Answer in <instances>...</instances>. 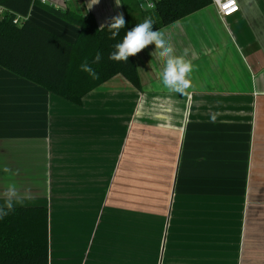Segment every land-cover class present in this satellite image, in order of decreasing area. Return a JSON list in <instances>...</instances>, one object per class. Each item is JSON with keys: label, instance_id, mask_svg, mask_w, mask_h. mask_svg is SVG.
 Wrapping results in <instances>:
<instances>
[{"label": "crops", "instance_id": "1", "mask_svg": "<svg viewBox=\"0 0 264 264\" xmlns=\"http://www.w3.org/2000/svg\"><path fill=\"white\" fill-rule=\"evenodd\" d=\"M44 1L98 27L135 16L134 0ZM235 2L158 29L195 66L184 93L154 44L133 56L140 90L115 75L79 105L0 67V205L15 184V207L47 208L48 264H264V0ZM23 19L78 34L36 4Z\"/></svg>", "mask_w": 264, "mask_h": 264}, {"label": "trees", "instance_id": "2", "mask_svg": "<svg viewBox=\"0 0 264 264\" xmlns=\"http://www.w3.org/2000/svg\"><path fill=\"white\" fill-rule=\"evenodd\" d=\"M126 0H121L123 6ZM135 16L124 15L126 24L119 36L109 39L107 28L98 30L90 13L78 15L38 0H0L10 13L0 18V67L33 82L48 92L79 105L90 91L115 75L123 76L134 88L141 84L134 57L128 62L109 59L113 45L125 33L151 17L153 27L160 29L208 5L210 0H154L155 8L142 9L134 0ZM38 5L53 16L76 27L73 43L43 26L26 19L14 24V16L25 18L32 5ZM136 18V22H135ZM97 52L99 63H92ZM87 59L99 79L80 70ZM0 264H48V210L44 206H17L0 219Z\"/></svg>", "mask_w": 264, "mask_h": 264}, {"label": "clouds", "instance_id": "3", "mask_svg": "<svg viewBox=\"0 0 264 264\" xmlns=\"http://www.w3.org/2000/svg\"><path fill=\"white\" fill-rule=\"evenodd\" d=\"M99 0H97V3ZM117 6L119 0H115ZM143 8L144 5L142 4ZM148 8H155V4L149 3ZM126 20L123 13L108 18L101 23L98 30L107 28L111 33L109 39H115L119 36L121 29H124ZM154 21L151 17H145L143 22L138 23L131 30L127 31L123 38L113 45L114 51L109 54V59L115 62H128L130 56H135L147 46L154 44L155 51L151 55L162 64L160 70V83L169 91L184 93L191 85V77L195 66L190 59L186 58L187 53L177 55L175 48L170 45L165 38L162 30L153 27ZM102 54L97 52L92 59V63H99ZM80 70L86 73L92 79H99V74L91 66L87 59L81 65ZM8 171V169H5ZM4 203L0 205V219H3L14 211L16 204H22L17 187L15 184H9L3 193Z\"/></svg>", "mask_w": 264, "mask_h": 264}, {"label": "built area", "instance_id": "4", "mask_svg": "<svg viewBox=\"0 0 264 264\" xmlns=\"http://www.w3.org/2000/svg\"><path fill=\"white\" fill-rule=\"evenodd\" d=\"M40 2H45L44 0H40ZM210 4H212L218 15L221 18L228 17L235 12L238 11V5L235 2V0H210ZM5 13H10L5 7L0 5V18L5 14ZM23 18L20 16H14L12 19V22L14 24H18Z\"/></svg>", "mask_w": 264, "mask_h": 264}, {"label": "rangeland", "instance_id": "5", "mask_svg": "<svg viewBox=\"0 0 264 264\" xmlns=\"http://www.w3.org/2000/svg\"><path fill=\"white\" fill-rule=\"evenodd\" d=\"M137 20H136V18H135V22H136Z\"/></svg>", "mask_w": 264, "mask_h": 264}]
</instances>
